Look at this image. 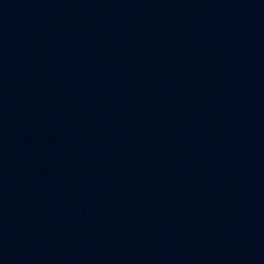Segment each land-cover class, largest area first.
<instances>
[{"label": "water", "instance_id": "water-1", "mask_svg": "<svg viewBox=\"0 0 264 264\" xmlns=\"http://www.w3.org/2000/svg\"><path fill=\"white\" fill-rule=\"evenodd\" d=\"M0 264H264V0H0Z\"/></svg>", "mask_w": 264, "mask_h": 264}]
</instances>
